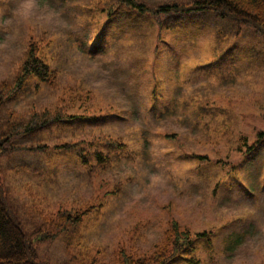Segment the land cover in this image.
Returning <instances> with one entry per match:
<instances>
[{"label": "rangeland", "instance_id": "374dc122", "mask_svg": "<svg viewBox=\"0 0 264 264\" xmlns=\"http://www.w3.org/2000/svg\"><path fill=\"white\" fill-rule=\"evenodd\" d=\"M104 21L93 0H0V133L14 148L1 158L5 196L30 234L56 233L57 211L70 216L57 237L31 236L39 257L124 264L170 255L176 223L190 237L167 264H264V35L215 12L164 14L158 25L142 16L134 29L110 30L91 56ZM28 48L54 71L55 88L6 100ZM56 108L97 120L32 138L8 125ZM89 132L121 145L104 190L84 185L74 154L51 151ZM36 143L45 151L28 150Z\"/></svg>", "mask_w": 264, "mask_h": 264}, {"label": "trees", "instance_id": "16d2710c", "mask_svg": "<svg viewBox=\"0 0 264 264\" xmlns=\"http://www.w3.org/2000/svg\"><path fill=\"white\" fill-rule=\"evenodd\" d=\"M93 8L104 16L105 21L101 23L100 29L90 42V54L96 55L101 53L105 41L110 30H121L132 24L130 29H134L139 25L140 18L144 16L149 22L158 25V19L164 14H187V13H205L215 12L218 17L228 20L232 24L242 26H250L258 33L264 35V0H193L186 4H166L157 7L146 5L142 0H93ZM30 47V46H29ZM55 73L50 70L48 64L40 59V55L28 48L24 54V60L21 64V70L16 76L12 87L7 91L6 100L17 97L20 94H27L29 92H37L40 88L39 84L51 87ZM33 81H36L33 85ZM157 97L152 92L151 111L155 114H160L157 106ZM3 103V98L0 97V106ZM97 119L93 116L74 115L68 112L63 113L61 108H56L55 112L44 109L38 112L32 110L31 115H28L26 122L19 118L18 121H13L8 125L10 128L17 130L22 137H34L35 135H48L51 131V125L55 127L68 125L74 127L81 124L83 128L91 127ZM62 128V127H61ZM89 132L82 138L72 137L70 140H64L62 144L51 147V151H56L57 155H71L74 154L81 167L84 169V185L90 182L98 183V186H103L106 174L112 169L114 159H119L114 156L115 152H119L121 145L112 143L106 144L104 139L98 137L93 141ZM257 137L261 140L264 138V132H259ZM11 135L9 132L0 133V159L8 152L14 150L8 143L10 142ZM70 141V142H69ZM85 142L84 148L79 149V145ZM38 152L43 149L45 151L46 145L36 143V146L29 147L28 150ZM41 150V152H43ZM76 152V154H75ZM57 171V169H53ZM2 176V168L0 166V179ZM94 178V179H93ZM109 184V183H108ZM115 190H105L104 195L114 194ZM101 202V201H99ZM100 204L98 205V207ZM88 206L87 208H90ZM86 213L82 211L81 214ZM58 217L55 224L56 233L46 232L37 234L27 233L17 220L13 213L12 207L9 205L5 196V190L0 180V264H50L47 260L39 257L37 245L33 242L31 236L35 235L37 241L45 242L49 239L57 237L61 231L57 228L63 226V218H70L65 216V212L57 211ZM78 216L72 219L79 218ZM173 229L170 233H175L177 238L170 244L172 253L166 255L163 251L155 253L145 259H132L125 261L124 264H167L176 255L183 251L184 244L189 241L190 233L187 230H180L179 226L174 223ZM199 234L198 236H203ZM170 243V241H167ZM209 246V240H206ZM184 243V244H183ZM160 255V256H157ZM194 261L192 260V264Z\"/></svg>", "mask_w": 264, "mask_h": 264}, {"label": "clouds", "instance_id": "9594fccd", "mask_svg": "<svg viewBox=\"0 0 264 264\" xmlns=\"http://www.w3.org/2000/svg\"><path fill=\"white\" fill-rule=\"evenodd\" d=\"M23 7H26V5H23Z\"/></svg>", "mask_w": 264, "mask_h": 264}]
</instances>
